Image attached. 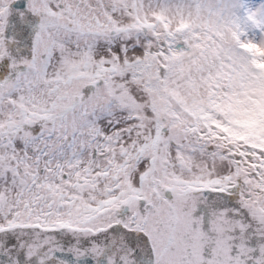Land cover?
<instances>
[{"label": "snow or ice", "instance_id": "6c2138e0", "mask_svg": "<svg viewBox=\"0 0 264 264\" xmlns=\"http://www.w3.org/2000/svg\"><path fill=\"white\" fill-rule=\"evenodd\" d=\"M0 264H264V0H0Z\"/></svg>", "mask_w": 264, "mask_h": 264}]
</instances>
